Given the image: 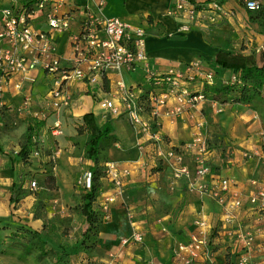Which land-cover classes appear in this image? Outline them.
Listing matches in <instances>:
<instances>
[{
    "label": "crops",
    "instance_id": "1",
    "mask_svg": "<svg viewBox=\"0 0 264 264\" xmlns=\"http://www.w3.org/2000/svg\"><path fill=\"white\" fill-rule=\"evenodd\" d=\"M104 1L103 13L106 16L119 17L134 26L145 28V48L152 72L165 74L170 68H182L189 61L199 59L206 69H214L219 76L227 77L234 73V70H224L211 64L219 51L235 50L222 47L221 44L225 42L220 41L218 37L209 41L206 31L212 27L216 29L224 18L229 22L234 12L241 18L246 16V10L235 0H228L225 4L228 12L233 10V15L226 14L208 26H194L187 33L176 31L183 19L168 14L174 0ZM193 1L199 4L203 0ZM205 14L208 15V12ZM33 23L38 29L45 27L40 14ZM71 28L76 30V21H72ZM54 43L62 56V64L70 63L73 49L67 33L57 34ZM244 51L240 53L243 55ZM257 54L256 60L259 63L260 53ZM31 74L33 83L26 80L18 82V77L13 78L17 82L5 93L7 97H4L3 102L6 106L10 104L22 109L17 116L23 123L21 135L26 128L27 116L46 118L41 140L47 143L48 147L51 146V149L53 147L50 152L55 156L59 167L64 166L65 169L76 171L84 170L83 165H91L90 161L82 157L86 136L85 133L79 134V128L84 114L93 113L99 123L111 119L114 125L115 140L108 150L104 167L108 162H114L121 172H127L119 179V186L105 175L101 179L102 192L96 204L104 205L108 214L101 225L94 251L93 258L97 262L180 264L174 258L173 249L177 242L188 241L192 232L199 230L194 221L200 219L206 223L204 233L213 246H210V255L207 258L196 259L193 264H235L240 254L246 255L248 264H264V207H251L246 198L250 179L255 177L264 184V145L259 139L261 126L257 112L239 103L222 104L204 99L194 108L186 107L178 116H167L163 114L164 110L157 115L159 130L164 138L161 145L163 150L181 147L196 136L206 139L221 136L233 146L230 151L227 148L226 158L222 157L216 148H210L208 153L215 178L229 176L234 180L229 198L235 197V193L244 202V206L233 211L231 219L224 222L225 211L221 204L208 193L200 192L196 186L191 187L189 180L183 175L174 177L172 168L156 156L155 144L146 137H139L130 127L124 114L115 115L110 109L102 107L101 104L105 100L119 104L120 82L127 88H138L139 83L145 81L142 71L122 70L107 73L96 84L76 80L67 86L69 104L61 105L56 110L42 102L52 87V81L41 68L32 70ZM191 88L201 90V86L196 82L191 84ZM44 89L43 96H39L38 93H42ZM26 97H31L30 107L35 108V112L22 107ZM170 102H174L173 99ZM57 121L60 123V133L52 135V126ZM2 146L0 167L9 163V157L5 154L14 156L13 153L16 154L19 150V145L12 147L11 152L6 151V144ZM253 149H256L253 151L256 156L252 160L242 158L243 151ZM189 154L184 155L183 164L192 173L194 165ZM45 160V157L39 159V163ZM19 163L14 162L13 166H19ZM0 183L5 184L2 178ZM2 190L4 191V188ZM0 199L2 200V195ZM5 216L0 215V218ZM227 227L228 229H225ZM133 231L142 235V241L131 240L121 245L120 239ZM238 231L251 234L250 247H244L242 241L236 237ZM236 252L238 255L235 256Z\"/></svg>",
    "mask_w": 264,
    "mask_h": 264
},
{
    "label": "built area",
    "instance_id": "2",
    "mask_svg": "<svg viewBox=\"0 0 264 264\" xmlns=\"http://www.w3.org/2000/svg\"><path fill=\"white\" fill-rule=\"evenodd\" d=\"M228 0H203L199 4L193 0H174L168 9V14L179 16L183 22L176 29L178 33H187L192 27L214 24L226 14L233 15L226 9ZM104 0H0V107L5 105L3 96L12 88V79L18 77L21 81L33 82L31 71L41 68L52 81L42 102L56 110L61 105H68L70 95L67 86L81 80L96 84L105 74L126 70H140L144 78L153 76L154 87L148 92L146 101L149 111L143 110L140 100V88L130 89L119 83L121 90L119 104L112 100L102 102L103 108L110 109L113 114H124L132 130L139 137H146L155 144L156 156L172 168L174 177L184 176L191 187L202 193H208L225 211L224 222L231 219L232 212L244 206L243 199L236 196L229 198L234 180L230 177L215 178L209 163V148L207 139L196 136L181 147H170L163 150L164 141L157 115L164 110L167 116H178L186 107H195L201 100L206 99L200 90H193L196 77L212 79L216 71L204 69L199 59H193L182 68H170L165 74L155 77L150 68V58L145 48V28L134 26L119 17H109L103 13ZM243 9L258 11L264 0H235ZM208 12V15L205 13ZM41 15L45 27L38 29L33 20ZM72 21L77 22L76 30H72ZM67 33L70 38L73 54L70 63L63 65L62 56L54 43L55 36ZM264 51V42L257 51ZM69 64V65H68ZM232 74V79H235ZM17 86V85H16ZM173 99L174 102H170ZM31 97L23 99L22 107L29 108ZM215 102V101H213ZM21 110V108H17ZM60 123L53 124L51 134L60 133ZM264 145V133H261ZM231 147L229 148V151ZM192 152V153H191ZM189 154L194 165L191 171L184 163V155ZM256 153L242 152V156L251 160ZM33 157L38 154L34 152ZM264 165V161H263ZM127 171H120L114 162L105 165V176L116 186L119 179ZM91 174L86 171L77 178L79 185L88 187ZM31 185L35 186V182ZM248 204L260 208L264 202V184L251 179L248 182ZM103 210L106 207L101 206ZM194 224L199 228L192 232L186 242H177L173 249L174 258L180 264H193L196 259L209 256V240L204 233L206 223L197 219ZM244 247H250L252 236L247 232L238 231ZM142 235L136 231L121 239L122 244L129 241L141 242ZM151 264V263H146ZM235 264H248L245 254L237 256Z\"/></svg>",
    "mask_w": 264,
    "mask_h": 264
},
{
    "label": "trees",
    "instance_id": "3",
    "mask_svg": "<svg viewBox=\"0 0 264 264\" xmlns=\"http://www.w3.org/2000/svg\"><path fill=\"white\" fill-rule=\"evenodd\" d=\"M255 12L264 35V2L262 8L258 11L246 10L249 16H252ZM259 53L260 61L257 63L250 55H242L232 51H219L211 61V64L224 70H234L236 77L232 79V75L225 77L219 76L217 73L214 74L210 81L204 77H196V83L201 86L200 93L211 101L222 104L239 103L254 111H264V51L262 50ZM202 66L206 69L203 64ZM153 75L157 77V75L161 74L153 72ZM153 80V76L146 77L145 81L140 82L138 85V88L141 89L139 97L143 101V110L145 112L149 111L146 98L148 92L154 87ZM45 126V117H28L22 140L19 143V150L14 155V158L27 165L28 162H31L34 152L38 154V158L41 157V154L46 149V160L42 161L43 165H40L44 167L43 171L49 172V174L44 179L43 185L48 189H54L56 188V183L53 167L56 166V161L52 158V153L47 149L46 143L41 140ZM82 133H85L86 136L82 157L91 163L88 167V172L91 176L88 187H85V185L76 186L82 190L79 211L84 220L80 236L73 242L66 243V245H56V249L53 248L51 252V249L49 251L47 247L49 239L47 233L44 232L45 226L43 231H39L25 225H19L9 219L0 218V243H3L4 240H9V237H11V242L12 239L15 241L18 238L20 240L19 246L22 247V258L32 254H38L40 258L51 252L56 257L51 264H72L82 259L85 254H94L101 225L108 214L106 210L96 204V201L102 192L101 179L105 174L104 163L107 160L108 150L115 140L113 134L114 125L111 119L99 123L93 113H86L81 118L79 134ZM207 145L209 149H218L222 157H228L227 148H230V143L225 138L221 136L212 137V140L207 139ZM1 150L2 146L0 145ZM39 159L41 160L42 158ZM15 184L14 182L10 186L11 202H17L22 197L20 188L17 187V190H14L17 185ZM17 235L20 237H15ZM8 246L13 245L9 244ZM234 254L235 256L238 255L237 252ZM91 259L89 258L90 264L91 262H94L92 264H103Z\"/></svg>",
    "mask_w": 264,
    "mask_h": 264
},
{
    "label": "rangeland",
    "instance_id": "4",
    "mask_svg": "<svg viewBox=\"0 0 264 264\" xmlns=\"http://www.w3.org/2000/svg\"><path fill=\"white\" fill-rule=\"evenodd\" d=\"M255 15L256 12L252 16L246 14V16L241 18L239 14L234 12L229 22L224 18L223 22L215 27L216 29L212 27L209 31H206L207 39H209V41H214L220 38V41L225 42L221 44L222 47L235 50V52L239 53L245 50V54L243 55H250L252 56L251 58L257 61V48L262 44L263 33ZM16 82L17 81L12 79L13 85L16 84ZM18 82H21V80L18 79ZM43 92H45V89L42 93H38V95L43 96ZM32 93L31 91L30 95H32ZM34 93L36 94V92ZM4 97L6 98L7 96L4 94L2 97L3 100ZM28 110L33 112L35 108L29 107ZM21 112L22 109L18 110L14 106H10V104L9 106L3 105L0 107V145L1 143L6 144V151L11 152L12 147L19 145L22 140L21 129L23 123L21 119L17 118L18 114ZM255 112H257L258 120L260 121L261 128L259 139L262 143L261 133H264V111L259 110ZM210 140L212 139L210 138ZM230 147L233 146L230 144ZM47 149L51 151L53 147L51 149V146H47ZM254 150L256 149L245 150V152H253ZM46 151L45 149L41 157H33L31 162H28L27 165L20 162L19 166H13L14 162H18L17 159L13 158L14 156L10 153L5 154L6 157H9V163L6 166L0 167V178H2V181L5 183H0V195H2V200L0 199V215H6L5 219H9L19 225L28 226L34 230L43 231V227L45 226L44 232L47 233L49 239L47 247L49 251L51 249L52 252L56 245H66V243L73 242L80 236L84 217L79 211L82 190L76 187L79 185L77 183V178L80 176L82 177L83 174L88 171L89 166L83 165L85 168L84 170L78 169L76 171H71L65 169L64 166L59 167L56 161V166L53 167L56 188L48 189L43 183L49 172L43 171L44 167H41L43 163H39V158H44L46 156ZM13 155L15 154L13 153ZM52 158H55V156L52 155ZM242 158L244 157L242 156ZM244 159L247 160L246 158ZM252 179L256 178L254 177ZM14 182L17 184H15L14 190L16 191L18 187L22 193L21 199L17 202L10 201V186ZM32 182H35V186L31 185ZM3 188L4 191L2 190ZM259 204H261L260 208L264 207V202H259ZM225 229H228V227ZM212 235L215 236V233ZM15 237L20 236L17 235ZM8 243L13 246H8ZM19 244L20 240L18 238L15 241L12 239L11 242V237H9V240H4L3 243H0V264H51L56 259L51 252L40 258L38 254H32L22 258V247H20ZM120 244L124 245L122 242H120ZM209 246H213L212 242ZM93 257L94 254H85L82 259L72 264H90L89 258L94 259ZM92 263L94 262H91V264Z\"/></svg>",
    "mask_w": 264,
    "mask_h": 264
}]
</instances>
